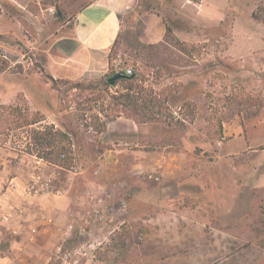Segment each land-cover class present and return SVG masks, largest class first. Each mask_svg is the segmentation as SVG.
<instances>
[{
    "label": "rangeland",
    "instance_id": "1",
    "mask_svg": "<svg viewBox=\"0 0 264 264\" xmlns=\"http://www.w3.org/2000/svg\"><path fill=\"white\" fill-rule=\"evenodd\" d=\"M86 2L0 0V24L14 21L0 26V104L28 107L29 117L39 112L42 124L69 133L72 143L68 169L37 164L34 174L62 189L75 177L83 183L80 191L87 187L105 199L101 212L111 223L124 219L93 257L74 252L80 239L65 244L64 257L60 249L44 261L255 264L259 257L256 264H264V20L252 16L264 0H230L216 12L207 7L212 0L201 6L200 0H140L141 10L160 13L181 37L173 33L151 47L139 46L129 31L119 37L112 62L132 67L146 97L152 91L159 105L152 119H132L133 130L121 129L116 137L95 132L91 117L104 119L100 109L117 113L112 95L119 85L100 89L103 79L53 83L43 67L56 28ZM7 123L1 119L0 129ZM29 129L0 133V168L6 165L8 175L19 154L42 160L27 152L34 147ZM119 203L125 211H117Z\"/></svg>",
    "mask_w": 264,
    "mask_h": 264
},
{
    "label": "crops",
    "instance_id": "2",
    "mask_svg": "<svg viewBox=\"0 0 264 264\" xmlns=\"http://www.w3.org/2000/svg\"><path fill=\"white\" fill-rule=\"evenodd\" d=\"M139 1L87 0L75 9L59 24L57 34L44 49L43 67L46 73L54 79L69 81L105 78L109 69V51L124 32L133 31L137 41L146 47L166 43L165 19L158 12L141 10ZM203 1L196 3L201 6ZM221 2L215 5L216 0H212L207 2V7L216 12L217 6L222 10L231 6L230 0ZM4 22L13 24L14 21L6 18ZM177 29L174 28L173 33L179 37ZM129 121L133 122L122 114L118 115L106 122V129L100 135L114 132L112 134L116 137L121 129L133 130ZM18 160L12 174L8 175L6 165L0 168V264H48L45 258L60 249L64 257L66 243L87 239L81 235V229L91 234L90 242H102L109 231L118 229L119 222L124 221L122 219L113 224L111 216L103 215V219L99 220L92 215L94 208L103 210L106 201L89 193L87 187L80 191L79 186L83 183L75 177H68L62 195L47 197L32 192L26 184L27 180L29 177L32 180L37 164L47 166L49 163L24 153L19 154ZM106 222L111 224L106 225ZM95 228L100 233L96 234ZM3 244L4 250L1 249ZM257 260L259 257L255 258V264ZM65 261L59 264H66Z\"/></svg>",
    "mask_w": 264,
    "mask_h": 264
},
{
    "label": "trees",
    "instance_id": "3",
    "mask_svg": "<svg viewBox=\"0 0 264 264\" xmlns=\"http://www.w3.org/2000/svg\"><path fill=\"white\" fill-rule=\"evenodd\" d=\"M56 8V16L61 18L63 13L62 9L55 5ZM252 16L256 19L264 20V5L260 8L257 7L256 10L252 11ZM166 24V33L165 39L169 36H173L172 28L169 27L165 20ZM133 36L135 42L139 46H144L137 41V38L133 31H129ZM118 39L113 43L109 55V69L108 74L105 78H103V87L100 89L108 90L109 87L119 85L120 89L116 91L114 95H112V104L119 108L116 114L109 115L104 111V109H100L103 113L104 119H100V117L96 114L91 117L92 119V128L95 132L100 133L106 129V122L108 120H113L119 113H122L125 117L136 119L141 122L150 120L153 118L155 114V108L159 103L156 101V97L152 95V91L147 95L145 94V88L142 87L141 83H138L139 74L136 73L133 69V73L124 74L123 77L117 78L113 81L112 84H109L107 78L114 74V70L112 68V57L115 52V45ZM48 77L51 79L53 83L57 82H70L72 81L66 79H54L49 74ZM77 84V83H73ZM92 86H98L97 84L88 83ZM96 88V87H95ZM98 88V87H97ZM102 100V98H100ZM106 110V109H105ZM6 112V115L4 113ZM27 112H30L28 107L21 108L17 105H6L0 104V120L4 119V121H8L9 123L5 124L4 129H17V128H25L29 127V141L34 147L27 148L28 153H35V156L41 158L42 160L61 166L63 168H69L70 162L72 161V150H71V139L70 134L54 128L53 124H42V121L45 119L43 115L39 112L31 113L32 116H28ZM10 114V118L8 117ZM2 128V130H4ZM0 129V133L2 131ZM61 155H64L63 157Z\"/></svg>",
    "mask_w": 264,
    "mask_h": 264
},
{
    "label": "built area",
    "instance_id": "4",
    "mask_svg": "<svg viewBox=\"0 0 264 264\" xmlns=\"http://www.w3.org/2000/svg\"><path fill=\"white\" fill-rule=\"evenodd\" d=\"M48 12L50 14H53L54 13V7L53 6H50L48 9ZM112 68L114 70V73H117V72H122L124 74H131L133 73V68L130 67V66H127V67H122L121 64L119 63V61L117 60H114L113 63H112ZM62 157L64 155H61ZM52 184V179L51 177H43L41 174H34L32 176V180H31V183L30 185H28L29 189L32 190L34 193H38L40 195H47V194H50V193H53L55 195H62L64 190L62 188H52L51 186ZM118 210H121V211H125L126 210V205L125 204H121L120 207L118 208ZM94 216H96L99 220L103 219L102 216L104 215L100 209H95L93 211V214ZM124 221H122L120 224H122ZM116 231V230H114ZM114 231H109V233L106 234V237L103 238L102 242H107L109 241L110 239V235L112 234V232ZM81 235L82 236H85L87 239L82 241L78 246L77 248L74 250V252L82 255V256H91L93 257V250H95L96 246L97 245H100L102 242H90L91 239L90 238V233L88 231H86V229H81ZM122 241H121V244L124 246V247H128L129 245V237L127 235H123L122 237ZM136 239L138 241H141L143 239V235L141 232L137 233L136 235ZM89 240V241H88Z\"/></svg>",
    "mask_w": 264,
    "mask_h": 264
},
{
    "label": "water",
    "instance_id": "5",
    "mask_svg": "<svg viewBox=\"0 0 264 264\" xmlns=\"http://www.w3.org/2000/svg\"><path fill=\"white\" fill-rule=\"evenodd\" d=\"M123 76H124V73H122V72H117V73H114L113 75L109 76V77L107 78V80H108L109 84H112L113 81H114L115 79H117V78H121V77H123Z\"/></svg>",
    "mask_w": 264,
    "mask_h": 264
}]
</instances>
